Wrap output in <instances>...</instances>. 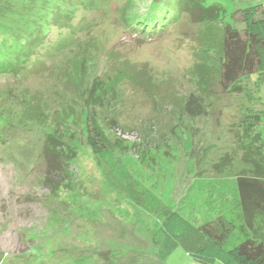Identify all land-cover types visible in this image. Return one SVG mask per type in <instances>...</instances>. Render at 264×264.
<instances>
[{
    "label": "rangeland",
    "instance_id": "374dc122",
    "mask_svg": "<svg viewBox=\"0 0 264 264\" xmlns=\"http://www.w3.org/2000/svg\"><path fill=\"white\" fill-rule=\"evenodd\" d=\"M129 1H79L24 66L0 70V264H201L181 245L160 261L156 218L118 194L86 144L88 104L132 175L173 209L198 178L251 174L249 142L264 157V72L229 89L219 78L224 26L264 0H205L215 17L173 16L153 32L134 25L146 1L142 16ZM10 33L0 28L16 47ZM50 135L65 157L45 185Z\"/></svg>",
    "mask_w": 264,
    "mask_h": 264
},
{
    "label": "trees",
    "instance_id": "16d2710c",
    "mask_svg": "<svg viewBox=\"0 0 264 264\" xmlns=\"http://www.w3.org/2000/svg\"><path fill=\"white\" fill-rule=\"evenodd\" d=\"M79 1L82 0H0V28L11 32L16 46H9L4 36L0 37V53L4 54L0 70L14 72L17 67L24 66L44 45L51 28L62 26V17L70 16L68 11L73 12ZM145 1L147 13L139 19L144 20L145 25H134L145 27L147 32L161 29L173 16H191L195 11L203 14V20L215 17V11L205 0ZM128 8L131 14L142 16L138 13L141 12L139 0H130ZM223 29L224 53L219 78L222 87L229 89L243 77L264 72V3L237 9ZM198 78L200 85H204L202 81L210 82L203 74ZM181 104L177 107H181L183 113L193 112L190 100ZM91 107L88 104L84 128L86 144L118 194L138 210L156 218L151 239L161 262L181 245L201 264H264V157L258 155V151L251 152L252 141L248 143L251 151L246 159L254 165L251 174L241 172L233 177L195 180L182 206L187 211H196L201 223H194L182 209L165 205L132 175L118 154L120 143L109 137ZM242 138L239 135V139ZM45 153V185H49L53 182L51 174L62 169L54 161L60 156L63 159L65 150H61L60 142L50 135ZM70 160L68 158L67 162Z\"/></svg>",
    "mask_w": 264,
    "mask_h": 264
}]
</instances>
